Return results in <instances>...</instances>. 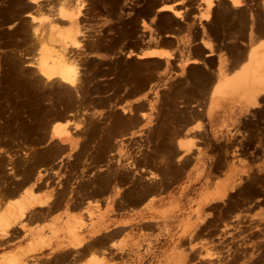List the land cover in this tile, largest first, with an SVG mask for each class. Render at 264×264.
I'll list each match as a JSON object with an SVG mask.
<instances>
[{
  "label": "rangeland",
  "instance_id": "374dc122",
  "mask_svg": "<svg viewBox=\"0 0 264 264\" xmlns=\"http://www.w3.org/2000/svg\"><path fill=\"white\" fill-rule=\"evenodd\" d=\"M52 1L50 0L49 6V0H42L41 2L48 6L44 9L43 5L40 8L31 0H0V173L2 172L0 174V264H69L71 260L69 256L79 255L83 258L87 254L90 255L88 258L90 264H112L105 263L104 256L109 251L107 237L101 236L92 243L93 237L88 236L83 243L79 235L81 231L91 228L93 219L98 216L99 208L97 213L93 214L88 210L84 211L83 215H80L83 220L81 226L64 228L72 236V245L79 248H71L69 252L63 251L65 254L54 252L46 256L54 250L50 249V246L55 240L64 242L62 226L57 223L59 220L57 222L52 220L51 224H32L33 220H28L26 213L32 212L31 215L36 213L34 215L36 216L37 213L39 215L45 212L44 208L38 210L34 208L36 205L45 206L47 203L41 200L47 197L27 204L22 195L25 189L28 193L32 189V192L38 194L40 188H32V185L42 172L49 170H53L56 178L54 181V178L48 177L45 187L50 188L53 185L54 190L56 189L51 196L54 197L49 210L51 212L57 209L54 205L60 203L64 196L68 195L71 201L77 198L85 199L87 196L101 197L124 186L140 190L139 193L143 196L147 194L146 196L155 199L153 212L148 215L153 219L151 226H119L116 234L110 239L111 248L122 252L124 257L137 252L138 260H132L128 264H264V252L262 254L264 251V133L261 132L258 138H248L245 135L244 139L237 140L234 132L237 130L242 133V129L225 124L221 137L209 141L208 146L206 145L209 136L207 130H203L198 135L181 133V129L189 124V119L193 116V112L188 110L190 104L200 102L198 94L208 81L206 73L193 69L190 75L183 76L177 73V67L174 69L175 73L172 71L168 73L163 69L162 60L126 55L131 49L136 51L157 44L158 33L172 25L173 19L169 14L160 13L155 9L167 0H80L89 7H86L85 15L81 19V31L85 32L86 37L83 36L84 33H79L83 50H73L74 54L81 51L77 59L81 68L82 84L79 83L76 91L70 86L46 85L43 79L45 86H42L39 74L28 64V59L33 62L35 60L33 57H36L34 54H37L32 26L39 24L40 28L42 26V31L48 35L45 16L58 20L57 23L62 20V23L59 22L62 25L58 23L61 25L58 26V30L63 32L57 44L71 45L65 30L69 23L58 13V9L66 7L67 10H71L76 5V1L66 0L67 5L61 6L59 2V5L57 4V0H54L52 5ZM178 1L192 5L198 0ZM255 1L259 6V0ZM201 4L204 2L202 1ZM218 4L216 8L218 11L230 14V7L226 6L225 2L221 1ZM242 11L244 12L245 9L240 10V24L244 19ZM23 12L30 13L29 17L22 14ZM31 14L38 15V18L32 20ZM224 21H227L230 27V17L224 18ZM29 25L31 29L28 28ZM92 37L95 38V42ZM160 50L168 57L166 49ZM19 55L21 58L18 57ZM30 68L33 69L32 74L35 72L32 77H30ZM27 73L30 75L27 76ZM185 79L190 82L186 81L187 84ZM221 82H218V87L216 86L218 90H214L213 93L225 96L223 94L230 91L231 83L230 80ZM184 83L186 85H183ZM127 105L128 108L131 107L128 109ZM130 109L133 111L130 112ZM141 110L142 112L150 110L152 120V124L144 126L143 129H140V126L146 120L141 118L142 113H139ZM57 113L62 114L59 120L63 121L67 117L71 120L77 119L78 125L79 123L85 125L80 126L86 130L81 129L79 132L77 129L75 133H79L73 137L76 141L82 138L77 146L73 147L70 142L55 139L48 131ZM142 116L145 117L146 114ZM177 125H180L179 128ZM74 128L76 130L75 125L70 128L71 131H74ZM182 135H185L184 138L192 146L187 144L189 147L184 148L182 144H178L181 138L184 139ZM197 138H205V140L199 142ZM190 139L193 140L190 142ZM196 149L198 152L196 159L200 160L202 155L210 158L211 177L193 180L194 178L187 176ZM206 168L207 165H203L198 173ZM248 174L251 176L248 177ZM108 184L110 186H107ZM23 186L24 191L14 195L15 199L9 197L5 201L4 191L8 188L21 189ZM218 191L223 192L224 195L216 196ZM129 210L128 215L134 211V209ZM20 211H23L24 215L18 217ZM24 222L25 225L27 224L25 226L27 229L24 226L20 229L18 224L22 225ZM60 246L65 245L60 244L57 247ZM53 248L56 250V246ZM195 254L197 256H194Z\"/></svg>",
  "mask_w": 264,
  "mask_h": 264
},
{
  "label": "crops",
  "instance_id": "0c3cea01",
  "mask_svg": "<svg viewBox=\"0 0 264 264\" xmlns=\"http://www.w3.org/2000/svg\"><path fill=\"white\" fill-rule=\"evenodd\" d=\"M215 1L214 3L216 5L211 8L212 11H208L205 2L204 4H201V0H198L196 2L197 4L195 3L192 5H186L185 3L182 4L178 0H167L166 3L172 2L175 6L174 8H176L177 10L180 9L182 18L179 16H175L169 10H159L160 13L169 14L172 17L173 22L172 25L165 29L163 32L158 33L157 37L160 36V39L157 40V44H152L150 47H164L163 49H166L168 57L149 58L154 60H162L164 63L163 69L168 73L170 71L175 73L176 71H174V69L177 67V73L182 75H190L193 69H199L201 72H205L208 76V81L204 85L205 87L203 86L201 92L198 94L200 99L199 104H195L196 102H194V105L191 103V106H189V112H192L194 110L192 116L193 118L191 117L192 119H189V124L181 130V133L198 135V133H202V131L199 132V129L202 130L204 128L205 131L207 130V133L209 134L207 139L208 142H212L214 139L216 140L221 137V134L224 132L223 127L226 124L232 126L233 128L242 129V133H240L239 131L234 132V137L237 140L244 139L245 135L248 138H258L261 132L264 133V0H259V6L256 5V1L254 2L253 0H251V2L253 1L252 3L250 2V0H244V2H247L248 6H246V3L237 6L233 4V1L221 0L225 2L227 6L231 7L230 12L234 15H228L227 13L224 14L221 13V11H218L216 8L220 0L216 1L217 3ZM244 9V20L242 24H240L239 10ZM207 12L208 17H206L205 15V13ZM228 17H230V27H228L227 21H224L223 19H227ZM206 43H208V45H206ZM140 50L141 49H138L136 51ZM240 54L244 56L242 57L243 59L241 58ZM233 59L235 60L233 61ZM206 66L208 67V70ZM230 66L231 68H229ZM185 71H187L188 73ZM224 74H226L227 76L224 77ZM213 77H215V79ZM224 79L230 80V82L236 81V83L232 87L234 91L232 90V93L229 96H226L225 99L224 96L218 94L213 96L212 92L216 90V86L218 85L217 82H221V80L223 81ZM214 82H216V86ZM250 94L255 95L258 102L257 106L255 105L256 103H251L248 101L247 97ZM202 103L205 104L203 105ZM145 113V118H142H144V120L146 121L140 126V129H143V127L148 124H152V120L150 119L151 111L147 110ZM240 122L242 123L240 124ZM255 133H257V135ZM204 140L205 138H200L199 142H203ZM206 145H210V143ZM194 152L195 155L193 156L194 158L192 163H190V169L187 176L190 178H194L193 180H196L197 178L211 177L212 173L210 172V158H208L206 155H202V158L198 160L196 159V156L198 154L197 149ZM205 164L207 165V168L203 172L198 173L199 168H201ZM39 177L35 182L36 185L34 183L32 187H42V189H40V192H38L42 197H45L49 194L53 195V185L50 188H45V182H47V178L55 177L53 170L42 172L41 176ZM53 180L56 181V178H54ZM43 186L45 187L43 188ZM24 189V187L21 190L8 188L6 191H4V197H6L5 201L8 200L12 192V195H16L20 193V191L22 193ZM139 192L140 190L130 189V187L124 186L120 190H113L109 195L101 197L87 196L85 199L77 198L71 201L70 199H68L69 197L67 195V197L65 196L60 200V203H57L60 205H54L57 206V209L54 212L46 211V207L44 208L36 205L34 209L44 208L45 212H42L44 215L41 213V217L39 215L30 218L28 217V220H33L32 224L39 225L51 224L52 220H56V222L59 220L60 222L58 221L57 223H59L60 226L63 227L66 225V220L69 219L70 221L75 222L76 218L81 217L80 215H83L84 211L88 210L93 213H97L96 209L99 208L100 211L99 213H97V219H93L91 228L83 230L79 233V235L83 239V243H85L88 236L93 237L91 240L93 241V239L96 240L97 238L106 235V237L109 238L107 246V249H109V251L107 255L104 256L105 263L128 264V262L132 260H138L139 256H137V252L124 257L122 255V252L111 248L110 239L112 236H114V234H116V230L119 226H151L153 219L148 215H151L153 212L155 199H153L152 196H143V194ZM15 198L16 196H14L12 199ZM118 198L119 200H117ZM140 201L141 203H139ZM129 209H134V211L131 212L130 215L127 214L130 212ZM49 213L51 214L49 215ZM38 217H40L41 219ZM62 227L61 230L65 237L64 242L61 240H55L50 246V249L54 250H52L50 254L46 256H50L54 252H66L71 248H79L72 245L71 234ZM60 244H64L65 246H60L58 248L57 246ZM54 246H56V250L55 248H53ZM89 256L90 255L87 254L85 257L81 258L79 257V255L75 257L71 255L69 256V258L72 261L70 260L69 264H90L88 262Z\"/></svg>",
  "mask_w": 264,
  "mask_h": 264
},
{
  "label": "bare ground",
  "instance_id": "6f19581e",
  "mask_svg": "<svg viewBox=\"0 0 264 264\" xmlns=\"http://www.w3.org/2000/svg\"><path fill=\"white\" fill-rule=\"evenodd\" d=\"M42 0H31V2H33L35 5H38L40 8L42 7V5L44 6V9H45V6L46 5H44L45 3H43V2H41ZM54 1V0H53ZM53 1H52V5H54L53 4ZM76 1V5L73 7V8H71V10H67V8L66 7H59V9H58V13L61 15V16H64L65 18V20H67V22L69 23V25H68V27H66V34L67 35H69L67 38H68V41L70 42V46H65V45H63V44H61V43H59V44H57V41L58 40H60V38H61V36H60V34L63 32L62 30L61 31H59L58 30V26H61L62 24V20H60L59 22H61V23H59V24H61V25H59L58 23H57V21H56V19H53V18H51V16H45L44 17V19H45V21H46V23H47V30H48V35L47 34H45L43 31H42V26H41V28H40V25L39 24H34L35 22L34 21H32V22H34L32 25V27H33V29H31L32 27H30V25L28 26V28L30 27V29L31 30H34V31H32V33H33V37H35V40H34V42H36V44H37V48L35 49L36 51L35 52H37V54H34V55H36V57L34 56L33 58L35 59L33 62H30L29 60L30 59H28V64H29V66H31L32 68H34V70H36V73H38L39 74V76H40V79L42 80H44V83L46 84V85H49V84H52V86H54V85H59V87L60 86H62V85H65V86H70L71 88H75V91H76V87L79 85V83L80 84H82V80H81V68H80V64H79V61H78V59H77V55L81 52H79V53H76V54H74L75 52H73V50L75 49V50H77V49H79V50H83V43H81V41H80V35H79V33H81L82 31H81V19H82V17L85 15V9H86V7L88 6H85V2H81L80 0H75ZM164 1V0H163ZM193 1V0H192ZM197 1V0H196ZM201 1H203V2H205V4H206V7L208 8V11L209 10H211V8H213V6L214 5H216L215 3H214V1H212V0H201ZM216 1H218V0H216ZM230 1H233V4L234 5H243L245 2H244V0H230ZM253 1H255V0H253ZM252 1V2H253ZM261 1V0H260ZM55 2V1H54ZM58 2H59V4H60V6L61 5H67V1L66 0H57V4H58ZM173 2V1H172ZM172 2L171 3H166V2H163L162 4H160L158 7L156 6L155 7V9H158V10H169V11H171L175 16H179V17H181L182 18V13H181V11H180V9L179 10H177L176 8H174L175 6H174V4H172ZM190 2V1H189ZM220 2H221V0H220ZM250 2H251V0H250ZM249 2V3H250ZM251 2V3H252ZM258 2V1H257ZM29 3H30V1H29ZM49 6H50V0H49ZM47 3V4H48ZM217 3V2H216ZM33 4V5H34ZM58 4V5H59ZM87 4V3H86ZM183 4V3H182ZM230 4V3H229ZM41 5V6H40ZM219 5V4H218ZM217 5V6H218ZM221 5V4H220ZM233 5V6H234ZM252 5V4H251ZM262 5V4H261ZM56 6V5H55ZM225 6V5H224ZM227 6V5H226ZM245 6V5H244ZM246 6H248V4H247V2H246ZM31 7H33V6H31ZM48 6H46V8H47ZM89 7V6H88ZM222 7V6H221ZM254 7V6H253ZM216 8V7H215ZM226 8V7H225ZM224 8V9H225ZM228 9H229V7H227ZM231 8V7H230ZM233 8V7H232ZM235 8V7H234ZM242 8V7H241ZM245 8V7H244ZM28 9V8H27ZM51 9H55V8H51ZM50 9V10H51ZM63 9V10H62ZM89 9V8H88ZM40 10H42V9H40ZM48 10V9H47ZM61 10H62V13H61ZM65 10H67V11H65ZM87 10V9H86ZM197 10V9H196ZM223 10V9H222ZM249 10V9H248ZM35 11H36V9H35ZM54 11V10H53ZM65 11V12H64ZM212 11V10H211ZM210 11V12H211ZM238 11V10H237ZM236 11V12H237ZM240 11V10H239ZM29 12H30V10H29ZM43 12H45V11H43ZM209 12V13H210ZM243 12V11H242ZM28 13V12H27ZM25 14L24 12L22 13V14H25V15H27L28 17H29V14L30 13H28V14ZM64 13V14H63ZM88 13H90V12H88ZM229 13V12H228ZM34 14V13H33ZM33 14H31V18H32V20H35L36 18H38V15L37 16H35V15H33ZM93 14V13H92ZM198 14V13H197ZM231 14H233V13H231L230 12V15ZM49 15H51V14H49ZM205 15H206V17H208L207 15H208V12L207 13H205ZM211 15V14H210ZM234 15V14H233ZM242 15H244V13L242 14ZM10 16V15H9ZM143 16V15H142ZM239 16H241V15H239ZM60 17V16H59ZM89 17V16H88ZM245 17V16H244ZM141 18V17H140ZM236 18V17H235ZM238 18V17H237ZM246 18V17H245ZM18 19H20V18H18ZM26 19V18H25ZM209 19V18H208ZM224 19V18H223ZM85 20V19H84ZM143 20V19H142ZM184 20V19H183ZM186 20V19H185ZM244 20V19H243ZM22 22H24L25 23V21H23V20H21ZM30 21H31V19H30ZM56 21V22H55ZM241 21V20H240ZM239 21V22H240ZM248 21H250V20H248ZM247 21V22H248ZM252 21V20H251ZM27 22V21H26ZM144 22H146V21H144ZM13 23V22H12ZM28 23H31V22H28ZM65 24H67L66 22H65ZM220 24H222V23H220ZM236 24H237V22H236ZM242 24V23H241ZM9 25V24H8ZM28 25V24H27ZM64 25V24H63ZM142 25V24H141ZM244 25H245V23H244ZM11 26V25H10ZM146 26V25H145ZM227 26V25H226ZM232 26V25H231ZM239 26V25H238ZM27 27V26H26ZM180 27V26H179ZM153 28H154V26H153ZM236 29V28H235ZM27 30H29V29H27ZM31 30H29V31H31ZM64 30V29H63ZM144 30V29H143ZM155 31H156V29H155ZM28 32V31H27ZM91 32V31H90ZM236 32H238V31H236ZM32 33H29V34H32ZM56 33V34H55ZM82 33H84L83 34V36H85L86 37V34H85V32H82ZM95 33V32H94ZM142 33V32H141ZM166 33V32H165ZM243 33V32H242ZM92 34V33H91ZM96 34V33H95ZM234 34H236V33H234ZM35 35V36H34ZM93 35V34H92ZM28 36V35H27ZM89 37H90V35H89ZM176 37V36H175ZM93 38V37H92ZM141 38V37H140ZM94 39L95 38H93V41H94ZM97 39V38H96ZM160 39V36L159 37H157V40H159ZM68 41H67V43H68ZM92 41V40H91ZM142 41V40H141ZM145 41V40H144ZM32 42H33V40H32ZM65 42V41H64ZM83 42V41H82ZM90 42V41H89ZM95 42V41H94ZM96 42H97V40H96ZM143 42V41H142ZM63 43V42H62ZM28 44V43H27ZM147 44V43H146ZM25 45H26V43H25ZM204 45V44H203ZM206 45H208V43H206ZM35 46V45H34ZM151 46V45H150ZM146 47V48H143L142 46V48L143 49H141L140 51H132V49L131 50H129V52H128V54H126V55H130V56H132V55H136V57H139V58H149V57H165V58H167V56H165L166 55V53H164V52H161V50H159V49H161V46H158V47H154V46H152V47ZM23 47V46H22ZM170 47V46H169ZM1 48V47H0ZM118 48V47H117ZM164 48V47H163ZM168 48V47H167ZM128 49H130V48H128ZM114 50V49H113ZM116 50H118V49H116ZM119 51V50H118ZM29 52V51H28ZM33 52V51H32ZM85 52V51H84ZM87 52V51H86ZM89 52V51H88ZM124 52V51H123ZM121 53V52H120ZM127 53V52H126ZM246 53V52H245ZM17 54V53H16ZM15 54V55H16ZM15 55H13V56H15ZM30 55V54H29ZM29 55L27 56V57H29ZM82 55V54H81ZM87 55V54H86ZM164 55V56H163ZM241 55V54H240ZM243 55H245V54H243ZM22 56V55H21ZM229 56V55H228ZM231 56V55H230ZM18 57H20V55L18 56ZM26 57V56H25ZM26 57V58H27ZM30 57H31V55H30ZM80 57V56H79ZM126 57V56H125ZM236 57V56H235ZM242 57H244V56H242L241 55V58ZM246 57V56H245ZM21 58V57H20ZM237 58V57H236ZM240 58V57H239ZM239 58H238V60H239ZM32 59V58H31ZM198 59V58H197ZM243 59V58H242ZM25 60V59H24ZM235 59H233V61H234ZM237 61V60H236ZM203 62V61H202ZM238 62H240V61H238ZM232 63V62H231ZM22 64H23V62H22ZM164 64V63H163ZM207 64V63H206ZM236 64H238V63H236ZM232 65V64H231ZM201 66V65H200ZM203 66V65H202ZM221 66V65H220ZM227 66V65H226ZM228 66H229V64H228ZM235 66V65H234ZM233 66V67H234ZM15 67V66H14ZM24 67V66H23ZM84 67V66H83ZM207 67V66H206ZM225 67V66H224ZM17 68V67H16ZM22 68V67H21ZM205 68V67H204ZM229 68H231V66L229 67ZM20 70V69H19ZM31 70L33 71V69H31L30 68V73H31V76L30 77H32V75L34 76L35 75V72H34V74H32V72H31ZM207 70H208V67H207ZM210 70V69H209ZM225 70H226V68H225ZM28 72V71H27ZM89 72H91V71H89ZM185 72H187V71H185ZM193 72V71H192ZM214 72V71H213ZM188 73V72H187ZM227 73H229V72H227ZM226 73V74H227ZM231 73V72H230ZM23 74V73H22ZM226 74H224L223 76L224 77H226L227 75ZM21 75V74H20ZM28 75H30L29 73H27V76ZM184 76V75H183ZM192 76V75H191ZM36 77V76H35ZM36 78H38V77H36ZM214 79H215V77H213ZM229 78V77H228ZM93 79V78H92ZM188 79V78H187ZM43 80H42V83H43ZM81 80V81H80ZM88 80V79H87ZM184 80V79H183ZM189 80V79H188ZM188 80H186L185 79V82L186 81H188ZM34 81V80H33ZM39 81V80H38ZM93 81V80H92ZM213 81H215V80H213ZM222 81V80H221ZM223 81H226V80H223ZM3 82V81H2ZM131 82V81H130ZM129 82V83H130ZM173 82H174V80H173ZM188 82H190V81H188ZM205 82V81H204ZM38 83V82H37ZM44 83H43V85L42 86H45L44 85ZM178 83V82H177ZM187 83V82H186ZM186 83H184L183 85H186ZM199 83V82H198ZM197 83V84H198ZM213 83V82H212ZM215 83V86H216V82H214ZM218 83V82H217ZM222 83V82H221ZM231 83V88H229L230 89V91L228 92V93H226V94H231L232 93V90L234 91V89H232V87L234 86V84L236 83V81L235 82H230ZM36 84V83H35ZM41 84V83H40ZM131 84V83H130ZM174 84V83H173ZM188 84V83H187ZM89 85V84H88ZM127 85H129V84H127ZM193 85V84H192ZM201 85V84H200ZM213 85V84H212ZM38 86H40V85H38ZM49 86H51V85H49ZM114 86V85H113ZM152 86V85H151ZM214 86V87H215ZM58 87V88H59ZM193 87V86H192ZM199 87V86H198ZM205 87V86H204ZM217 87H218V85H217ZM237 87V86H236ZM235 87V88H236ZM63 88V87H62ZM82 88V87H81ZM153 88V87H152ZM184 88V87H183ZM195 88V87H194ZM67 89V88H66ZM143 89V88H142ZM200 89V88H199ZM251 89V88H250ZM40 90H41V88H40ZM74 90V89H73ZM73 90H72V92H73ZM110 90V89H109ZM125 90V89H124ZM175 90V89H174ZM176 90H177V88H176ZM207 90H210V89H207ZM218 90V89H217ZM217 90H215V91H217ZM219 90H221V89H219ZM71 91V90H70ZM70 91H68V92H70ZM178 91V90H177ZM190 91V90H189ZM194 91V90H193ZM67 92V91H66ZM201 92V91H200ZM32 93V92H31ZM77 93H79L78 91H77ZM85 93V92H84ZM148 93V92H147ZM67 94V93H66ZM79 94H81V93H79ZM87 94V93H86ZM122 94V93H121ZM194 94V93H193ZM202 94V93H201ZM210 94V93H209ZM212 94H213V96L214 95H216L215 93H213L212 92ZM226 94H223V95H225L224 96V99H225V97L226 96H229V95H226ZM84 95V94H83ZM82 95V96H83ZM101 95H103V94H101ZM187 95V94H186ZM204 95V94H203ZM236 95V94H235ZM76 96V95H75ZM81 96V97H82ZM91 96V95H90ZM95 96V95H94ZM99 96V95H98ZM147 96V95H146ZM248 96V95H247ZM88 97V96H87ZM93 97V96H92ZM91 97V98H92ZM130 97V96H129ZM177 97V96H176ZM192 97H193V95H192ZM15 98H16V96H15ZM80 98V97H79ZM142 98V97H141ZM145 98V97H144ZM181 98V97H180ZM187 98V97H186ZM182 99V98H181ZM181 99L179 100V101H181ZM190 99V98H189ZM229 99V98H228ZM230 99H233V98H230ZM247 99H248V101L249 102H251V103H256L255 105L257 106V99H256V97H255V95L254 94H250L248 97H247ZM47 100H49V99H47ZM74 100V99H73ZM79 100V99H78ZM98 100V99H97ZM96 100V101H97ZM100 100V99H99ZM98 100V101H99ZM117 100V99H116ZM124 100V99H123ZM147 100V99H146ZM240 100V99H239ZM43 101H45V100H43ZM76 101V100H75ZM89 102H90V100H88ZM95 101V100H94ZM97 101V102H98ZM144 101H145V99H144ZM196 101V100H195ZM242 101V100H241ZM187 102V101H186ZM232 102V101H231ZM243 102V101H242ZM260 102V101H259ZM75 103V102H74ZM88 103V102H87ZM147 103V102H146ZM188 103V102H187ZM221 103V102H220ZM230 103V102H229ZM235 103V102H234ZM7 104V103H6ZM84 104V103H83ZM192 104H193V102H192ZM82 105V104H81ZM113 105V104H112ZM131 105V104H130ZM176 105V104H175ZM194 105V104H193ZM242 105H243V103H242ZM76 106V105H75ZM191 106V105H190ZM199 106V105H198ZM55 107V106H54ZM131 106H129V108H130ZM146 107H147V105H146ZM168 107H171V106H168ZM220 107V106H219ZM259 107V106H258ZM15 108H18V107H15ZM36 108V107H35ZM114 108V107H113ZM123 108V107H122ZM127 108H128V105H127ZM128 108V109H129ZM150 108H152V107H150ZM186 108V107H185ZM190 108V107H189ZM246 108V107H245ZM9 109V108H8ZM71 109V108H70ZM76 109V110H75ZM75 109H73V110H75V111H77V108L75 107ZM187 109V108H186ZM205 109V108H204ZM231 109V108H230ZM127 110V109H126ZM168 110V109H167ZM193 110V109H192ZM71 111V110H70ZM78 111H79V108H78ZM127 111H129V110H127ZM131 111H133V110H131L130 109V112ZM140 111V110H139ZM143 110H141V112H139V113H142L141 114V118L143 117L142 115H145L146 113L145 112H142ZM186 111V110H185ZM194 111V110H193ZM192 111V112H193ZM72 112V111H71ZM138 112V111H137ZM155 112V111H154ZM157 112V111H156ZM165 112V111H164ZM191 112V111H190ZM201 112V111H200ZM213 112V111H212ZM223 112H224V110H223ZM230 112H232V111H230ZM229 112V113H230ZM234 112V111H233ZM23 113H25V112H23ZM65 113H68V112H65ZM70 113V112H69ZM68 113V114H69ZM185 113V112H184ZM242 113V112H241ZM251 113V112H250ZM253 113V112H252ZM259 113V112H258ZM72 114V116H73V113H71ZM77 114V113H76ZM80 114V113H79ZM100 114V113H99ZM108 114V113H107ZM130 114V113H129ZM166 114V113H165ZM167 114H169V113H167ZM171 114H172V112H171ZM197 114V113H196ZM199 114V113H198ZM201 114V113H200ZM210 114H211V112H210ZM246 114V113H245ZM244 114V115H245ZM22 115V114H21ZM62 114H59V113H57V114H55L54 115V121L52 122V123H50L51 124V126H50V130H48V131H50L51 132V134H52V136L55 138V139H57V140H60L61 142H64V141H66V142H70V144L71 145H73V147H75V146H77L78 145V143L80 142V140L82 139V138H80V140L78 141H76L73 137H74V135L75 134H78L79 132H80V130L82 129V126L84 127L85 125L83 124L82 125V123L80 124L79 123V125L77 124L79 121H76L75 119L74 120H71V119H67V117H66V119H64L63 121L62 120H59V116H61ZM75 115V114H74ZM83 115V114H82ZM136 115H137V113H136ZM156 115V114H155ZM182 115H183V113H182ZM203 115V114H202ZM33 116V115H32ZM148 116V115H147ZM222 116V115H221ZM35 117V116H34ZM51 117V116H50ZM84 117V116H83ZM232 117V116H231ZM234 117V116H233ZM242 117V116H241ZM70 118V117H69ZM72 118V117H71ZM75 118H77V116L75 117ZM93 118V117H92ZM145 118V117H144ZM183 118H186V117H183ZM193 118V117H192ZM191 118V119H192ZM230 118V117H229ZM239 118V117H238ZM251 118H253V117H251ZM73 119V118H72ZM130 119V118H129ZM143 119V118H142ZM120 120V119H119ZM174 120V119H173ZM181 120V119H180ZM195 120H196V118H195ZM207 120V119H206ZM42 121V120H41ZM75 121V122H74ZM81 121V120H80ZM122 121H124V120H122ZM237 121V120H236ZM242 121V120H241ZM68 122H69V124H68ZM77 122V123H76ZM106 122V121H105ZM108 122V121H107ZM125 122V121H124ZM132 121H130V123H131ZM136 122H138V121H136ZM141 122V121H140ZM185 122V121H184ZM226 122V121H225ZM16 123V122H15ZM73 123V124H72ZM84 123V122H83ZM127 123V122H126ZM187 123V122H186ZM242 122H240V124H241ZM86 124V123H85ZM89 124V123H88ZM220 124V123H219ZM264 124V123H263ZM75 125V127H76V130H75V128H74V131H71V129L70 128H72V126H74ZM80 125H82V126H80ZM95 125V124H94ZM94 125H93V127H94ZM108 125V124H107ZM134 125V124H133ZM237 125V124H236ZM13 126H14V124H13ZM19 126V125H18ZM131 126H132V124H131ZM178 126V125H177ZM180 126V125H179ZM179 126L177 127V128H179ZM184 126V125H183ZM215 126V125H214ZM129 127V126H128ZM135 127V126H134ZM182 127V126H181ZM204 127V126H203ZM240 127V126H239ZM124 128H125V126H124ZM171 128V127H170ZM184 128V127H183ZM4 129H6V128H4ZM77 129L79 130V132L78 133H75V132H77ZM101 129V128H100ZM204 129V128H203ZM203 129L202 130H200L199 129V132L200 131H202L203 132ZM253 129V128H252ZM258 129V128H257ZM82 130H84V128L82 129ZM86 130V129H85ZM84 130V131H85ZM110 130V129H109ZM108 130V131H109ZM115 130H117V129H115ZM123 130V129H122ZM125 130V129H124ZM172 130V129H171ZM175 130H176V128H175ZM182 130V129H181ZM205 130V129H204ZM210 130V129H209ZM214 130V129H213ZM240 130V129H239ZM83 131V132H84ZM92 131V130H91ZM237 131V130H236ZM259 131V130H258ZM82 132V131H81ZM193 132V131H192ZM215 132V131H214ZM257 132V131H256ZM110 133V132H109ZM120 133V132H119ZM241 133V132H240ZM245 133V132H244ZM247 133V132H246ZM99 134H101V133H99ZM117 134V133H116ZM174 134V133H173ZM173 134H172V136H173ZM177 134V133H176ZM175 134V135H176ZM180 134V133H179ZM178 134V136H180ZM195 134H197V133H195ZM199 134V133H198ZM249 134V133H248ZM251 134V133H250ZM256 135H257V133H255ZM10 135V134H9ZM12 135V134H11ZM49 135V134H48ZM92 135H94V134H92ZM241 135V134H240ZM260 135V134H259ZM34 136H35V134H34ZM77 136V135H76ZM82 136V135H81ZM80 136V137H81ZM184 136L185 135H182V137L184 138ZM206 136V135H205ZM263 136V135H262ZM83 137V136H82ZM85 137V136H84ZM107 137V136H106ZM113 137V136H112ZM169 137H171V136H169ZM198 137V136H197ZM254 137V136H253ZM90 138V137H89ZM99 138V137H98ZM115 138V137H114ZM157 138V137H156ZM179 138V137H178ZM181 138V137H180ZM195 138H196V136H195ZM241 138V137H240ZM77 139V138H76ZM119 139V138H118ZM199 140H200V138H198ZM261 139V138H260ZM15 140V139H14ZM46 140V139H45ZM115 140H117V139H115ZM186 139L184 138V139H180L179 140V145L180 144H182V146H184V148L185 147H189V146H192V145H189L188 144V141L186 142L185 141ZM193 139H190L189 141L191 142ZM217 140V139H216ZM257 140V139H256ZM107 141V140H106ZM113 141V140H112ZM177 141V140H176ZM175 141V143H177ZM182 141V142H181ZM224 141V140H223ZM261 141V140H260ZM15 142V141H14ZM24 142V141H23ZM107 142H109V140L107 141ZM186 142V143H185ZM207 142V141H206ZM255 142V141H254ZM9 143V142H8ZM25 143V142H24ZM84 143V142H83ZM196 143V142H195ZM210 143V142H209ZM208 142H207V144H209ZM256 143V142H255ZM261 143V142H260ZM6 144V143H5ZM95 144V143H94ZM104 145H105V142L103 143ZM139 144V143H138ZM143 144V143H142ZM187 144L189 145V146H187ZM198 144V143H197ZM218 144V143H217ZM243 144V143H242ZM246 144V143H245ZM259 144V143H258ZM257 144V145H258ZM262 144V143H261ZM18 145V144H17ZM25 145H27V144H25ZM25 145H23V146H25ZM90 145V144H89ZM97 145V144H96ZM109 145V144H108ZM113 145V144H112ZM176 145V144H175ZM179 145H177V146H179ZM248 145V144H247ZM44 146V145H43ZM67 146H68V144H67ZM100 146V145H99ZM114 146V145H113ZM181 146V147H182ZM208 146V145H207ZM105 147H107V146H105ZM113 148V147H112ZM111 148V149H112ZM178 148V147H177ZM96 149V148H95ZM110 149V148H109ZM241 149V148H240ZM97 150V149H96ZM179 150V149H178ZM216 150V149H215ZM225 150V149H224ZM262 150V149H261ZM33 151V150H32ZM110 151V150H109ZM249 151V150H248ZM7 152H9V151H7ZM23 152V151H22ZM95 152H97V151H95ZM104 152V151H103ZM183 152V151H182ZM187 152V151H186ZM240 152V151H239ZM88 153V152H87ZM106 153H107V151H106ZM156 153V152H155ZM163 153V152H162ZM161 153V154H162ZM247 153V152H246ZM251 153V152H250ZM6 154V153H5ZM34 154V153H33ZM80 154V153H79ZM85 154V153H84ZM168 154V153H167ZM48 155H50V154H48ZM81 155V154H80ZM173 155V154H172ZM171 155V156H172ZM187 155V154H186ZM7 156H8V153H7ZM24 156V155H23ZM100 156V155H99ZM157 156V155H156ZM160 156V155H159ZM158 156V157H159ZM170 156V155H169ZM216 156V155H215ZM130 157V156H129ZM162 157V156H161ZM165 157V156H164ZM185 157V156H184ZM25 158V157H24ZM167 158V157H166ZM176 158H178V156L176 155ZM175 158V159H176ZM181 158V157H180ZM215 158V157H214ZM131 159V158H130ZM145 159V158H144ZM151 159H152V157H151ZM158 159H160V158H158ZM162 159V158H161ZM164 159V158H163ZM182 159V158H181ZM28 160V159H27ZM167 160V159H166ZM109 161V160H108ZM133 161V160H132ZM155 161H158L159 162V160H156L155 159ZM181 162H182V160H180ZM11 162V161H10ZM160 162H162V161H160ZM164 162V161H163ZM166 162V161H165ZM111 163V162H110ZM134 163V162H133ZM156 163V162H155ZM172 163V162H171ZM178 163H180L179 161H178ZM177 163V164H178ZM190 163V162H189ZM201 163V162H200ZM51 164V163H50ZM123 164V163H122ZM121 164V165H122ZM183 164V163H182ZM223 164V163H222ZM5 165V164H4ZM8 165V164H7ZM31 165V164H30ZM109 165V164H108ZM146 165V164H145ZM156 166H157V164H155ZM154 165V166H155ZM166 165V164H165ZM176 165V164H175ZM181 165V164H180ZM47 166V165H46ZM49 166V165H48ZM89 166V165H88ZM125 167H126V165H124ZM128 166V165H127ZM131 166V165H130ZM164 166V165H163ZM8 167V166H7ZM39 167V166H38ZM42 167V166H41ZM124 167V168H125ZM217 167V166H216ZM119 168V167H118ZM186 168V167H185ZM37 169V168H36ZM49 169H50V167H49ZM211 169V168H210ZM108 170V169H107ZM119 170V169H118ZM134 170H138V169H134ZM182 170V169H181ZM10 171V170H9ZM98 171V170H97ZM41 172V171H40ZM250 172V171H249ZM2 173V172H1ZM0 173V174H1ZM9 173V172H8ZM12 173V172H11ZM33 173V172H32ZM255 173V172H254ZM107 174V173H106ZM105 174V175H106ZM179 174H180V172H179ZM251 174V173H250ZM250 174H248L247 176L249 177V175ZM258 174V173H257ZM4 175H5V173H4ZM41 175V174H40ZM114 175H115V173H114ZM158 175V174H157ZM156 175V176H157ZM252 175V174H251ZM250 175V176H251ZM14 176H16V175H14ZM130 176V175H129ZM246 176V175H245ZM100 177V176H99ZM131 177H132V175H131ZM158 177H159V175H158ZM260 177V176H259ZM263 177V176H262ZM5 178V177H4ZM40 178V177H39ZM154 178V177H153ZM37 179V178H36ZM84 179V178H83ZM102 179V178H101ZM100 179V180H101ZM114 179H115V177H114ZM129 179V178H128ZM127 179V180H128ZM142 179V178H141ZM146 179V178H145ZM170 179V178H169ZM243 179V178H242ZM251 179V178H250ZM8 180V179H7ZM11 180V179H10ZM14 180V179H13ZM17 180V179H16ZM18 180H19V178H18ZM104 180V179H103ZM150 180V179H149ZM154 180H156V179H154ZM249 180V179H248ZM252 180V179H251ZM261 180V179H260ZM263 180V179H262ZM25 181V180H24ZM116 181V180H115ZM115 181H113V182H115ZM122 181V180H121ZM132 181V180H131ZM141 181V180H140ZM139 181V182H140ZM167 181V180H166ZM169 181V180H168ZM39 182V181H38ZM77 182V181H76ZM105 182V181H104ZM143 182V181H142ZM6 183V182H5ZM17 183H18V181H17ZM31 183V182H30ZM46 183V182H45ZM87 183V182H86ZM109 183V182H108ZM154 183V182H153ZM158 183V182H157ZM160 183H161V181H160ZM243 183V182H242ZM14 183H12V185H13ZM27 184V183H26ZM97 184V183H96ZM107 184V183H106ZM115 184V183H114ZM236 184V183H235ZM6 185V184H5ZM19 185V184H18ZM21 185V184H20ZM35 185H36V183H35ZM45 185V184H44ZM90 185V184H89ZM94 185V184H93ZM149 185V184H148ZM156 185V184H155ZM238 185V184H237ZM4 186V185H3ZM27 186V185H26ZM48 186V185H47ZM95 186V185H94ZM107 186H110V184H108ZM158 186V185H157ZM233 186V185H232ZM22 187V186H21ZM24 187V186H23ZM35 187V186H34ZM45 186H43V188H44ZM105 187V186H104ZM126 187V186H125ZM17 188V187H16ZM33 188V187H32ZM42 188V187H41ZM40 188V189H41ZM71 188V187H70ZM91 188V187H90ZM109 188V187H108ZM156 188V187H155ZM233 188V187H232ZM21 189H23V188H21ZM20 188H19V190H21ZM228 189V188H227ZM261 189V188H260ZM36 190H37V188H36ZM35 190V191H36ZM87 190H88V188H87ZM157 190H158V188H157ZM233 190V189H232ZM18 191V190H17ZM55 192H56V189L54 190ZM59 191V190H58ZM77 191V190H76ZM79 191V190H78ZM89 191H91V190H89ZM154 191V189L152 190V192ZM156 191V190H155ZM238 191V190H237ZM263 191V190H262ZM10 192V191H9ZM21 192V191H20ZM44 192V191H43ZM80 192V191H79ZM83 192V191H82ZM225 192V191H224ZM226 192H228V191H226ZM2 193H3V190H2ZM13 193V192H12ZM12 193L10 194V195H12ZM63 193V192H62ZM67 193V192H66ZM95 193V192H94ZM105 193V192H104ZM151 193V192H150ZM7 194V193H6ZM92 194V193H91ZM152 194V193H151ZM225 194H227V193H225ZM229 194V193H228ZM17 195V194H16ZM55 195H56V193H55ZM147 195V194H146ZM224 195V193L223 192H221V191H218V193H216V196H223ZM5 196V195H4ZM23 197H24V200H25V202L27 203V204H30V203H33V202H36L38 199H42V198H44V197H42L41 195H39V193L38 194H35V192H32V189L30 190V192L28 193V191H26V189H25V193L22 195ZM52 195L51 194H49V195H46L45 196V198L46 199H43V200H41L42 202H44V203H47L45 206H43L44 208L46 207V211H49L50 210V207L52 206V201H53V198L54 197H51ZM227 196V195H226ZM225 196V197H226ZM10 197H12V196H10ZM13 197H14V195H13ZM12 197V198H13ZM22 197V198H23ZM65 197V196H64ZM11 198V199H12ZM147 198V197H146ZM81 199V198H80ZM231 199H233V198H231ZM242 198L240 197V200H241ZM252 199V198H251ZM21 200V199H20ZM23 200V201H24ZM47 200H49V201H47ZM117 200H119V198L117 199ZM123 200V199H122ZM222 200V202H223V199H221ZM245 200V199H244ZM243 200V201H244ZM247 200V199H246ZM249 200V199H248ZM143 201V200H142ZM75 202V201H74ZM78 202V201H77ZM125 202V201H124ZM226 202V201H225ZM76 203V202H75ZM139 203H141V201L139 202ZM213 203V202H212ZM136 204V203H135ZM239 204V203H238ZM58 205V204H57ZM130 205V204H129ZM224 205V204H223ZM70 206V205H69ZM127 206V205H126ZM134 206V205H133ZM138 206V205H137ZM136 206V207H137ZM201 206V205H200ZM208 206V205H207ZM210 206V205H209ZM214 206V205H213ZM243 206V205H242ZM80 207V206H79ZM55 208H57V207H55ZM76 208V207H75ZM78 208V207H77ZM122 208V207H121ZM215 208V207H214ZM236 208V207H235ZM240 208V207H239ZM70 209V208H69ZM69 209H68V211H69ZM141 209V208H140ZM237 209V208H236ZM38 210V209H37ZM97 210V209H96ZM208 210V209H207ZM220 210V209H219ZM32 211H36V210H32ZM234 211V210H233ZM30 212H31V210H30ZM96 212V211H95ZM261 212V211H260ZM32 213V212H31ZM31 213H29V214H27L26 213V217H35L34 215L36 214H34V215H31ZM90 213H92L93 214V212H91L90 211ZM107 213V212H106ZM144 213H146V212H144ZM219 213H220V211H219ZM218 213V214H219ZM229 213V212H228ZM231 213H233V212H231ZM14 214V213H13ZM19 215H17L18 217H20L21 215H24V212L23 211H20L19 213H18ZM43 214V213H42ZM51 213H49V215H50ZM217 214V216H219ZM37 215H38V213H37ZM44 215V214H43ZM39 216L41 217L42 215H40L39 214ZM212 216V215H211ZM17 217V218H18ZM40 217H38V218H40ZM105 217V216H104ZM100 218V217H99ZM41 219V218H40ZM43 219V218H42ZM97 219V218H96ZM95 219V220H96ZM81 220H82V217H77L76 218V220H75V222H72V221H70L69 219L68 220H66L65 221V223H66V225L65 226H63V228H67V229H70V228H73V227H79V226H81L82 224H81ZM206 220V219H205ZM83 221V220H82ZM219 221V220H218ZM261 221V220H260ZM263 222V221H262ZM107 223V222H106ZM203 223V222H202ZM206 223V222H205ZM260 224V223H259ZM18 225H20V227L21 226H26L25 225V222L21 225V224H18ZM214 225V224H213ZM207 226V225H206ZM210 226H211V224H210ZM209 226V227H210ZM8 227H9V225H8ZM215 227V226H214ZM261 227V226H260ZM26 228V227H25ZM106 228V227H105ZM205 228V227H204ZM258 229H259V227H257ZM20 229H23L22 227L20 228ZM27 229V228H26ZM120 230V229H119ZM260 230V229H259ZM18 231V230H17ZM90 231V230H89ZM92 231V230H91ZM262 231V230H261ZM260 231V232H261ZM110 232V231H109ZM114 232V231H113ZM197 232V231H196ZM259 232V231H258ZM13 233V232H12ZM118 233H119V231H118ZM102 234V233H101ZM17 235V234H16ZM76 235V234H75ZM103 235V234H102ZM119 235V234H118ZM244 235V234H243ZM256 235V234H255ZM254 235V237H256ZM18 236V235H17ZM93 236V235H92ZM99 236V235H98ZM106 237V235H103V237ZM108 236V235H107ZM77 237H78V235H77ZM240 237V236H239ZM253 237V238H254ZM112 238V237H111ZM258 238V237H257ZM94 240V239H93ZM107 240V239H106ZM108 240H109V238H108ZM34 241V240H33ZM40 241H42V240H40ZM103 241V240H102ZM101 241V242H102ZM45 242V241H44ZM79 242V241H78ZM100 242V243H101ZM75 243V242H74ZM81 243H82V241H81ZM88 243V242H87ZM92 243H93V241H92ZM107 243V242H106ZM83 244V243H82ZM96 244V243H95ZM103 244H104V242H103ZM261 244V243H260ZM78 245V244H77ZM84 245V244H83ZM82 245V246H83ZM86 245V244H85ZM88 245H90V244H88ZM93 245V244H92ZM91 246V245H90ZM96 246H98V245H96ZM257 247H258V245H256ZM89 247V246H88ZM16 248V247H15ZM80 248H82V247H80ZM86 248H87V246H86ZM20 249V248H19ZM83 251H85L84 249H82ZM82 250L80 251V252H82ZM87 250V249H86ZM78 251V250H77ZM67 252V251H66ZM69 252V251H68ZM76 252V251H75ZM199 252V251H198ZM263 252L264 251H262V254H263ZM64 254H65V252H63ZM62 252H61V254H63ZM70 254V253H69ZM93 254H94V252H93ZM197 254H199V253H197ZM57 255V254H56ZM237 255V254H236ZM240 255V254H239ZM242 255V254H241ZM64 256V255H63ZM194 256H197L196 254L194 255ZM68 258V255H67V257H66V259ZM238 258V257H237ZM263 259V258H262ZM261 259V260H262ZM72 261V260H71ZM57 262V261H56ZM65 262V261H64ZM204 263V262H203ZM207 263V262H206Z\"/></svg>",
  "mask_w": 264,
  "mask_h": 264
}]
</instances>
